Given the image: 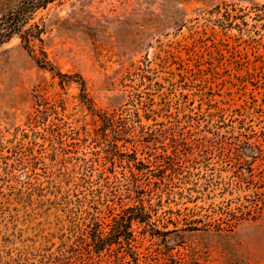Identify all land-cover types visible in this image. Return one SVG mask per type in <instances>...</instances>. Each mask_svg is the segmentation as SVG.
I'll use <instances>...</instances> for the list:
<instances>
[{
    "label": "rangeland",
    "instance_id": "rangeland-1",
    "mask_svg": "<svg viewBox=\"0 0 264 264\" xmlns=\"http://www.w3.org/2000/svg\"><path fill=\"white\" fill-rule=\"evenodd\" d=\"M35 21L53 69L0 44V264H264V0H64ZM78 75L133 125L120 153ZM142 199L133 251L94 252V218Z\"/></svg>",
    "mask_w": 264,
    "mask_h": 264
},
{
    "label": "trees",
    "instance_id": "trees-1",
    "mask_svg": "<svg viewBox=\"0 0 264 264\" xmlns=\"http://www.w3.org/2000/svg\"><path fill=\"white\" fill-rule=\"evenodd\" d=\"M64 0H18L12 6H9L0 13V44H3L18 35L23 43V46L30 52L34 53L36 62L43 68L53 69L54 65L48 59V54L44 49L45 39L44 34L47 33V25L40 24L35 21V17L39 11L47 10L52 4H61ZM38 51V52H36ZM61 76L62 83L74 80L76 76L63 74L58 72ZM80 80H77L81 86L82 102L86 104L90 110L94 124L98 130H101L102 135L110 139L109 148L113 152H119L118 141L124 139L130 141L133 131V125L128 118L124 117L122 113L103 112L97 110L92 100L88 97L85 87V80L78 75ZM136 143V141H134ZM132 150L136 153L137 146L134 145ZM142 165L147 166L142 163ZM146 173V172H144ZM151 212V209L149 210ZM146 209L143 199L138 204L128 205L119 212H112V218L105 221L102 218H94L90 225V235L94 252L101 253L105 249H110L114 244L120 246L126 245L133 251L135 247L131 241L135 240L133 223H147L151 218V213ZM86 241V242H85ZM85 244H90L85 240ZM77 246V245H76ZM75 245L71 246L75 249ZM136 258V256H134ZM69 258L64 255L56 264H72ZM78 264V262L76 263Z\"/></svg>",
    "mask_w": 264,
    "mask_h": 264
}]
</instances>
